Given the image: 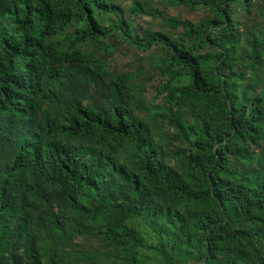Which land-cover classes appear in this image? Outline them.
<instances>
[{
	"label": "trees",
	"instance_id": "16d2710c",
	"mask_svg": "<svg viewBox=\"0 0 264 264\" xmlns=\"http://www.w3.org/2000/svg\"><path fill=\"white\" fill-rule=\"evenodd\" d=\"M0 264H264V0H0Z\"/></svg>",
	"mask_w": 264,
	"mask_h": 264
}]
</instances>
